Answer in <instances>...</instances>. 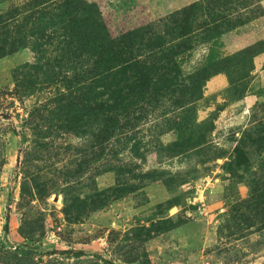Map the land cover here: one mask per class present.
I'll return each mask as SVG.
<instances>
[{
	"label": "rangeland",
	"instance_id": "374dc122",
	"mask_svg": "<svg viewBox=\"0 0 264 264\" xmlns=\"http://www.w3.org/2000/svg\"><path fill=\"white\" fill-rule=\"evenodd\" d=\"M0 264H264V0H0Z\"/></svg>",
	"mask_w": 264,
	"mask_h": 264
}]
</instances>
